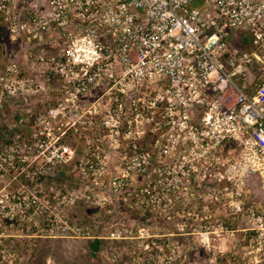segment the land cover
Masks as SVG:
<instances>
[{"label": "built area", "instance_id": "1", "mask_svg": "<svg viewBox=\"0 0 264 264\" xmlns=\"http://www.w3.org/2000/svg\"><path fill=\"white\" fill-rule=\"evenodd\" d=\"M6 12L14 37L42 46L31 63L56 95L47 97L30 136L0 141V264H29L13 239L43 237V230L129 236L125 224L103 236L63 220L59 207L76 203L77 194L13 188L38 158L76 162L79 147L63 137L78 122L98 130L78 166L87 201L106 208L140 200L168 220L199 206L197 218L205 220L222 204L242 209L253 187L263 205L259 224L248 229L262 249L264 0H30L23 18ZM33 83L2 74L0 104L4 91L15 95ZM107 137L125 160L123 173L108 179L103 154L90 146Z\"/></svg>", "mask_w": 264, "mask_h": 264}, {"label": "rangeland", "instance_id": "2", "mask_svg": "<svg viewBox=\"0 0 264 264\" xmlns=\"http://www.w3.org/2000/svg\"><path fill=\"white\" fill-rule=\"evenodd\" d=\"M29 1L0 0V77L10 72L15 76L18 73L20 78H34L32 88L19 85L21 87L15 95L4 91L0 104L1 142L10 141L21 133L30 136L39 128L36 115L44 110L47 97L50 94L54 100L56 95L49 92L50 84L40 65L31 63L34 55L42 51V46H32L24 37H14L10 20L6 18L8 9L11 18L18 15L23 18ZM10 68H16L18 72ZM10 80L11 75L2 86ZM58 125L52 123L54 132ZM91 125L78 122L63 137L64 142L79 147L80 156L76 162L52 165L46 159L38 158L29 167V175L19 176V181L15 179L13 188L19 186L23 191L40 196L56 191L61 195L77 194L76 203L65 202L59 207L63 220L69 221V224L89 226L103 236L110 227L125 224L129 227V236L120 239L88 238L69 230L48 236L43 230V237L23 241L13 239V245L30 256L29 264H144L147 257L151 264H264V242L259 250L260 238L248 229L259 224L255 218L261 213L263 205L253 187L246 191L242 209L222 204L207 212L211 217L205 220L200 218L201 214L197 218L199 209L196 208L199 206L190 205L184 211L179 208V212L172 213L174 220H168L164 214L156 213L140 200L125 205L121 200L116 206L106 208L87 201L83 188L85 183L78 166L89 146L86 139L98 131ZM103 134L108 135V131ZM90 146L91 151L98 149L103 154L107 179L123 173L125 160L121 158V147L117 146V142L109 138L99 143L92 140ZM38 229L33 227L31 231L38 233ZM205 230H209L208 237ZM93 240H100L97 247Z\"/></svg>", "mask_w": 264, "mask_h": 264}, {"label": "trees", "instance_id": "3", "mask_svg": "<svg viewBox=\"0 0 264 264\" xmlns=\"http://www.w3.org/2000/svg\"><path fill=\"white\" fill-rule=\"evenodd\" d=\"M93 241H94V243L96 244L95 247H97V244L100 243V240H93ZM146 259H147V260L144 259V264H147L146 261L149 262V260H148L149 258L147 257Z\"/></svg>", "mask_w": 264, "mask_h": 264}, {"label": "crops", "instance_id": "4", "mask_svg": "<svg viewBox=\"0 0 264 264\" xmlns=\"http://www.w3.org/2000/svg\"><path fill=\"white\" fill-rule=\"evenodd\" d=\"M32 46H37V47H38V46H40V45H37V44H36V45H32Z\"/></svg>", "mask_w": 264, "mask_h": 264}]
</instances>
